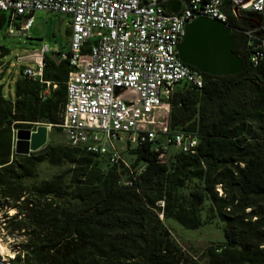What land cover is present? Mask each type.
Masks as SVG:
<instances>
[{"label": "trees", "instance_id": "1", "mask_svg": "<svg viewBox=\"0 0 264 264\" xmlns=\"http://www.w3.org/2000/svg\"><path fill=\"white\" fill-rule=\"evenodd\" d=\"M229 16L241 70L202 73L201 88L178 86L169 101V130L196 135L194 152L175 147L163 162L155 150L161 138L126 148L131 166H144L135 179L122 164L66 142L16 154L18 132L40 123L62 130L70 67L58 53L46 54L41 79L21 70L12 96L4 91L8 48L0 45V211L14 236L11 264H264V55L251 60L264 35L246 33L251 22ZM5 19L0 12V25ZM43 161L66 166L33 180ZM206 200L224 223V242L192 254L166 222L198 228Z\"/></svg>", "mask_w": 264, "mask_h": 264}, {"label": "built area", "instance_id": "2", "mask_svg": "<svg viewBox=\"0 0 264 264\" xmlns=\"http://www.w3.org/2000/svg\"><path fill=\"white\" fill-rule=\"evenodd\" d=\"M170 1L0 0V12L8 13L9 34L26 33L37 11L71 18L68 51L51 50L44 44L35 67L24 66L22 74L41 79L44 54L58 53L59 59H66L70 70L60 124L66 143L81 146L111 165L122 164L131 179L144 166L132 167L123 154L126 148L163 137L155 150L164 162L169 145L192 153L198 144L196 135L170 132L168 124L156 120L162 107L166 106L168 112L178 86L198 89L204 83L203 74L178 57L177 45L185 25L197 17H208L233 32L231 12L243 24L253 20L246 33L263 34L264 30V0H250L239 6L238 15L233 1L227 10L226 0H174L181 2L177 12L166 8ZM253 15L259 16L260 27ZM263 55L264 39H260L251 60L256 63ZM25 58L18 56L16 62ZM45 83L44 97L49 94L50 84ZM124 184H130V180Z\"/></svg>", "mask_w": 264, "mask_h": 264}, {"label": "rangeland", "instance_id": "3", "mask_svg": "<svg viewBox=\"0 0 264 264\" xmlns=\"http://www.w3.org/2000/svg\"><path fill=\"white\" fill-rule=\"evenodd\" d=\"M5 21L0 25V45L5 46L7 49V58L9 61L5 66V93H10L14 96L15 93V81L22 75L21 70L24 66L35 67V61L38 56L41 55V47L46 44L51 50L58 52H67L69 49V34L68 28L71 18L62 13L37 11L34 13L33 24L26 33L15 32L9 34L8 29V13H4ZM13 29L15 27L13 26ZM26 56L25 60L21 63L16 62L18 56ZM46 54H44L45 56ZM52 57V56H50ZM45 61V59L43 60ZM168 112L160 110L157 113L156 120L164 121L168 124L167 116ZM160 126V125H158ZM164 140L163 137H160ZM66 139L63 131L60 129H53L50 127L47 133L46 143H65ZM177 153V150L173 146H168L166 150V157H171ZM124 156L132 161L134 156L129 152L124 151ZM66 165H52L46 161H43L37 166L36 177L33 180H42L49 178L53 174L61 171ZM125 180V177H122ZM197 180L192 179L187 182L186 186L182 189L185 193ZM3 213L0 211V243L3 246V251L0 253V260L3 262H9L13 256V240L14 236L9 234L7 229L3 226L2 218ZM201 215L203 222L201 226L196 229H187L174 221L166 222L170 228L174 239L178 244L187 252L195 253L202 250L209 245H220L224 242L223 227L224 223L218 219V217L211 216L210 201L206 200L201 207ZM11 264V263H10Z\"/></svg>", "mask_w": 264, "mask_h": 264}, {"label": "water", "instance_id": "4", "mask_svg": "<svg viewBox=\"0 0 264 264\" xmlns=\"http://www.w3.org/2000/svg\"><path fill=\"white\" fill-rule=\"evenodd\" d=\"M234 2V12L238 15V7L250 0H231ZM180 1H170L166 8L177 12ZM259 27L261 24L254 21ZM264 34V30L262 31ZM70 34V26L68 28ZM232 30L208 17H197L185 25L184 35L177 45L180 61L197 69L201 73L213 76H227L238 73L243 66L242 57L233 50ZM50 127L39 124L34 131L23 130L17 133L15 153L28 155L38 150L47 140ZM1 253V250H0ZM0 264H10L0 260Z\"/></svg>", "mask_w": 264, "mask_h": 264}, {"label": "crops", "instance_id": "5", "mask_svg": "<svg viewBox=\"0 0 264 264\" xmlns=\"http://www.w3.org/2000/svg\"><path fill=\"white\" fill-rule=\"evenodd\" d=\"M253 16L255 17L254 19H255L256 21H258V22L260 21L259 16H257V15H253ZM261 22H262V21H261ZM251 23H253V20H251ZM253 24H254V23H253ZM262 24H263V22H262Z\"/></svg>", "mask_w": 264, "mask_h": 264}, {"label": "bare ground", "instance_id": "6", "mask_svg": "<svg viewBox=\"0 0 264 264\" xmlns=\"http://www.w3.org/2000/svg\"><path fill=\"white\" fill-rule=\"evenodd\" d=\"M0 250L3 251V246L2 244L0 243Z\"/></svg>", "mask_w": 264, "mask_h": 264}, {"label": "flooded vegetation", "instance_id": "7", "mask_svg": "<svg viewBox=\"0 0 264 264\" xmlns=\"http://www.w3.org/2000/svg\"><path fill=\"white\" fill-rule=\"evenodd\" d=\"M264 35V34H263Z\"/></svg>", "mask_w": 264, "mask_h": 264}]
</instances>
